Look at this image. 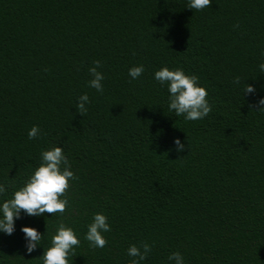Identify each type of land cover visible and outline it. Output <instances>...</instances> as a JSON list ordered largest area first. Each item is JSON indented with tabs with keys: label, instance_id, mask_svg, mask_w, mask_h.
<instances>
[{
	"label": "trees",
	"instance_id": "1",
	"mask_svg": "<svg viewBox=\"0 0 264 264\" xmlns=\"http://www.w3.org/2000/svg\"><path fill=\"white\" fill-rule=\"evenodd\" d=\"M189 2L0 0V205L45 150L62 147L76 176L63 214L22 211L0 232V264H43L60 222L80 240L69 264H131L129 247L145 242L140 264H175V252L184 264H264V0ZM95 61L103 93L89 86ZM163 67L199 77L207 117L169 110ZM97 213L111 226L104 248L85 239ZM23 227L42 234L31 254Z\"/></svg>",
	"mask_w": 264,
	"mask_h": 264
},
{
	"label": "clouds",
	"instance_id": "2",
	"mask_svg": "<svg viewBox=\"0 0 264 264\" xmlns=\"http://www.w3.org/2000/svg\"><path fill=\"white\" fill-rule=\"evenodd\" d=\"M212 6V0H190L189 8L203 10ZM95 67L89 69L93 79L89 81V86L103 93L104 75L97 69L100 62L95 61ZM261 72H264V63L259 65ZM145 71L143 65L132 67L129 75L133 79L139 78ZM155 79L161 84L168 85L169 110L174 111L177 117L184 116L188 121L201 120L207 117L212 111V107L207 100L208 92L205 87L199 85V77L187 75L183 69H169L163 67L155 72ZM235 83L240 82V77H236ZM256 91L255 87L247 84L245 94ZM90 103L87 94L79 97L77 105L78 112L83 115L87 112L86 105ZM257 104L259 111H264V99H260ZM255 109L256 105L252 106ZM39 134V128L33 126L28 132L29 139H35ZM174 144L178 152L185 150V145L179 138ZM42 163L26 182L25 186L16 191L13 198L8 199L0 205V232L12 235L15 231V222L20 218L23 211L29 216H41L48 214H63L68 206L67 191L70 188V181L76 179L73 171L70 170V163L64 154L62 147H53L41 153ZM6 192V188L0 185V194ZM63 197V198H62ZM21 231L27 241V252L31 254L36 250L42 239V234L33 227H23ZM111 231L106 215L97 213L93 217V222L88 226L85 239L94 248H104L108 241L103 233ZM80 240L71 227L59 223L56 234L52 236L51 247L48 248L42 258L43 264H69L68 257L73 254V249L79 246ZM151 252V246L146 242L141 247L132 245L128 249V255L136 257L131 264H140ZM170 261L175 264H184V258L179 252L169 256Z\"/></svg>",
	"mask_w": 264,
	"mask_h": 264
}]
</instances>
